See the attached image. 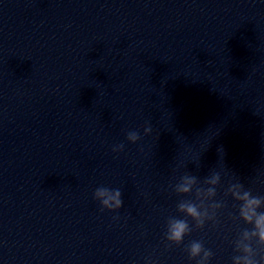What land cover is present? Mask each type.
<instances>
[{
  "label": "clouds",
  "instance_id": "1",
  "mask_svg": "<svg viewBox=\"0 0 264 264\" xmlns=\"http://www.w3.org/2000/svg\"><path fill=\"white\" fill-rule=\"evenodd\" d=\"M151 127H145L144 132L148 133L151 132ZM127 139L131 143H136L139 139V133L133 131L129 132L127 134ZM124 147L123 144L118 145L113 149V151L122 150ZM219 150H223L222 148H219ZM219 179V175L216 174L211 178V183H216ZM186 183L181 184L178 188V190L182 193H188L191 190V185L195 183L196 177H185ZM214 194V189L210 190ZM97 195L108 196L107 199H104L102 201V204L106 207L111 208L113 206L112 203L114 202V206L116 208H120L122 206V199H121V191L119 189L115 190H109V189H97ZM236 197L240 200H242L244 203L241 206V215L243 219L248 223H253V229L251 232H246L245 236H257L260 243H264V211H258V208L260 207L261 200L257 197H251L250 193L244 192L243 195H241L239 192L234 193ZM179 211L186 213L188 216L193 218H199L200 212L198 211L196 205L194 203H181L179 205ZM190 231L189 225L187 220L185 219H173L169 226V235L168 239L173 240L177 243L182 242L184 239V236L186 233ZM202 250V244L198 241L192 242L190 246V254L194 257L200 254ZM245 252H250L251 248L248 245L244 246ZM205 255H209V253H205ZM243 261V264H255V262L249 257V256H243V257H236L237 264H239L240 261Z\"/></svg>",
  "mask_w": 264,
  "mask_h": 264
}]
</instances>
